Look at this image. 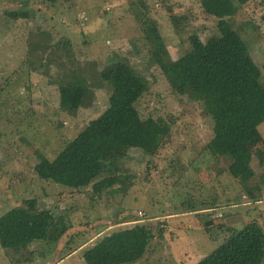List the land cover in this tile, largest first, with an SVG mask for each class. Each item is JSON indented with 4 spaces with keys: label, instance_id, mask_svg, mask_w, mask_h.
Instances as JSON below:
<instances>
[{
    "label": "rangeland",
    "instance_id": "rangeland-1",
    "mask_svg": "<svg viewBox=\"0 0 264 264\" xmlns=\"http://www.w3.org/2000/svg\"><path fill=\"white\" fill-rule=\"evenodd\" d=\"M204 1L0 0V215L26 199L54 215L46 241L18 252L0 248V264H85L82 253L90 245L135 224L153 235L135 264H196L231 230L252 221L264 229V123L257 128L261 141L251 148L254 177L241 184L228 174L227 159L204 152L212 122L202 105L174 92L147 62L148 27L158 30L173 60L188 51L192 35L206 40L214 34L217 21L203 14ZM10 12L28 17L13 20ZM263 14L264 0H252L230 21L250 39L248 49L257 45L264 74ZM123 61L143 75L149 91L137 104L141 125L130 131L126 156L117 162L121 180L96 199L37 179L35 152L52 160L107 109L110 88L99 71ZM71 78L85 99L68 112L58 94ZM158 118L170 126L168 135L158 132ZM60 217L65 233L54 240Z\"/></svg>",
    "mask_w": 264,
    "mask_h": 264
},
{
    "label": "trees",
    "instance_id": "trees-1",
    "mask_svg": "<svg viewBox=\"0 0 264 264\" xmlns=\"http://www.w3.org/2000/svg\"><path fill=\"white\" fill-rule=\"evenodd\" d=\"M37 1L54 5L62 0ZM251 1L205 0L203 14L217 21L214 34L206 40L192 35L188 51L176 60L155 27H148L145 33L148 64L162 72L174 92L201 104L211 119L212 138L204 147L205 154L215 160L227 159L228 174L241 184L254 177L250 154L261 141L257 128L264 123V74L249 53L250 39L239 33L230 19ZM7 15L13 20L28 17L27 12ZM99 76L110 88L107 109L52 160L36 151L32 170L40 181L87 191L96 199L111 192L121 180L116 174L117 162L126 156L130 131L141 125L137 104L149 91L143 75L124 61L106 65ZM72 78L59 87L58 94L59 107L68 112L80 108L85 99ZM154 124L158 132L168 135L170 126L165 121L158 118ZM53 219L52 211L39 209L35 199L24 200L0 215V248L18 252L46 241ZM59 225L54 240L65 233L62 217ZM152 238L146 225L135 224L101 237L83 251L82 259L85 264H135L144 257ZM196 264H264V229L252 221L240 230H231L220 246Z\"/></svg>",
    "mask_w": 264,
    "mask_h": 264
},
{
    "label": "crops",
    "instance_id": "crops-1",
    "mask_svg": "<svg viewBox=\"0 0 264 264\" xmlns=\"http://www.w3.org/2000/svg\"><path fill=\"white\" fill-rule=\"evenodd\" d=\"M252 45V44H251ZM250 49H251V53H252V56H254L255 57V59L254 60H256V59H258L257 57V55H256V52L258 53L259 51L257 50V45H256V47L253 45L251 48H249V51H250ZM259 54V53H258ZM257 61V60H256ZM210 209H212V208H210ZM195 212H200V214L201 213H204V212H206V210H203V211H195ZM193 213V212H192ZM90 246H92V245H90ZM89 246V247H90ZM72 255H74V254H72ZM71 255V256H72ZM68 257H70V255L68 256ZM66 259V258H65ZM57 264H60V262H58Z\"/></svg>",
    "mask_w": 264,
    "mask_h": 264
},
{
    "label": "built area",
    "instance_id": "built-area-1",
    "mask_svg": "<svg viewBox=\"0 0 264 264\" xmlns=\"http://www.w3.org/2000/svg\"><path fill=\"white\" fill-rule=\"evenodd\" d=\"M263 16H264V14H263ZM264 51V50H263ZM139 214H142V213H139ZM143 215V214H142Z\"/></svg>",
    "mask_w": 264,
    "mask_h": 264
},
{
    "label": "water",
    "instance_id": "water-1",
    "mask_svg": "<svg viewBox=\"0 0 264 264\" xmlns=\"http://www.w3.org/2000/svg\"><path fill=\"white\" fill-rule=\"evenodd\" d=\"M211 223H208V225H210Z\"/></svg>",
    "mask_w": 264,
    "mask_h": 264
}]
</instances>
